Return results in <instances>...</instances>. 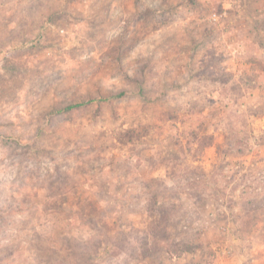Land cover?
Listing matches in <instances>:
<instances>
[{
    "label": "rangeland",
    "instance_id": "374dc122",
    "mask_svg": "<svg viewBox=\"0 0 264 264\" xmlns=\"http://www.w3.org/2000/svg\"><path fill=\"white\" fill-rule=\"evenodd\" d=\"M0 264H264V0H0Z\"/></svg>",
    "mask_w": 264,
    "mask_h": 264
},
{
    "label": "trees",
    "instance_id": "16d2710c",
    "mask_svg": "<svg viewBox=\"0 0 264 264\" xmlns=\"http://www.w3.org/2000/svg\"><path fill=\"white\" fill-rule=\"evenodd\" d=\"M93 100H95V99L91 98V99H88V100L75 101V102L70 103L69 105H67L64 109L65 110H71V109L80 108V107L85 106L88 103L92 102ZM157 231L159 232V234H161V231L159 229H157Z\"/></svg>",
    "mask_w": 264,
    "mask_h": 264
}]
</instances>
